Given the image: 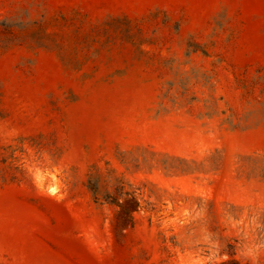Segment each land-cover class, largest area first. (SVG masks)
Masks as SVG:
<instances>
[{"label":"rangeland","instance_id":"rangeland-1","mask_svg":"<svg viewBox=\"0 0 264 264\" xmlns=\"http://www.w3.org/2000/svg\"><path fill=\"white\" fill-rule=\"evenodd\" d=\"M0 264H264V0H0Z\"/></svg>","mask_w":264,"mask_h":264},{"label":"trees","instance_id":"trees-1","mask_svg":"<svg viewBox=\"0 0 264 264\" xmlns=\"http://www.w3.org/2000/svg\"><path fill=\"white\" fill-rule=\"evenodd\" d=\"M88 188L92 192L94 198L96 199V196H97V188H96L94 182L92 183L91 180L88 181ZM111 203L114 204V205H116V206H118V203L117 202H113L112 201ZM129 220L131 221V217H129Z\"/></svg>","mask_w":264,"mask_h":264}]
</instances>
